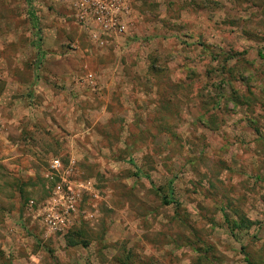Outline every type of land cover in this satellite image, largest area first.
<instances>
[{
  "label": "rangeland",
  "instance_id": "374dc122",
  "mask_svg": "<svg viewBox=\"0 0 264 264\" xmlns=\"http://www.w3.org/2000/svg\"><path fill=\"white\" fill-rule=\"evenodd\" d=\"M76 1L0 0V264H264V0Z\"/></svg>",
  "mask_w": 264,
  "mask_h": 264
},
{
  "label": "built area",
  "instance_id": "2783aa9c",
  "mask_svg": "<svg viewBox=\"0 0 264 264\" xmlns=\"http://www.w3.org/2000/svg\"><path fill=\"white\" fill-rule=\"evenodd\" d=\"M132 0H77L74 4L77 18L82 23H91L107 34H121L124 19L129 14ZM51 171L58 172L61 164L58 160L49 163ZM55 196L44 204V223L54 231H63L71 216H74L75 198L70 192L65 196Z\"/></svg>",
  "mask_w": 264,
  "mask_h": 264
},
{
  "label": "trees",
  "instance_id": "16d2710c",
  "mask_svg": "<svg viewBox=\"0 0 264 264\" xmlns=\"http://www.w3.org/2000/svg\"><path fill=\"white\" fill-rule=\"evenodd\" d=\"M171 196V195H170ZM161 199H162V201L164 202V203H168V201H171V200H168V198H167V196H162L161 197ZM170 203H168V205H169ZM175 205V204H174ZM176 207H177V205H176ZM225 221H226V223H231V221H229V220H227V219H225ZM234 228V227H233Z\"/></svg>",
  "mask_w": 264,
  "mask_h": 264
}]
</instances>
